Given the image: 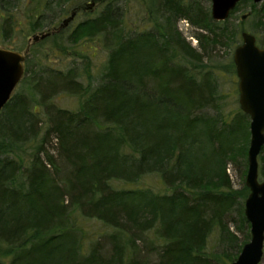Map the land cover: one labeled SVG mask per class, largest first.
<instances>
[{"label": "trees", "instance_id": "1", "mask_svg": "<svg viewBox=\"0 0 264 264\" xmlns=\"http://www.w3.org/2000/svg\"><path fill=\"white\" fill-rule=\"evenodd\" d=\"M109 1L68 36L103 35L108 54L98 83L84 87L75 67L52 65L45 52H33L36 44L25 57L24 92L13 93L0 112V264H140L127 253L141 240L156 251L157 264H231L250 234L238 240L228 218L236 214L235 229L247 231L249 191L233 187L226 167L236 155L246 159L250 121L238 109L227 123L212 76L194 78L182 63L209 57L225 32L228 40L227 22L248 0L223 22L198 0H147L150 28L127 33ZM258 15L263 22L264 3ZM181 20L197 30L196 49L178 30ZM61 92L83 98L77 111L52 103ZM50 141L54 153L46 150ZM259 157L264 176V147ZM149 174L168 192L110 184L135 185ZM80 220L110 230L100 237L109 254L97 240L85 246ZM213 233L221 252L207 250Z\"/></svg>", "mask_w": 264, "mask_h": 264}, {"label": "rangeland", "instance_id": "2", "mask_svg": "<svg viewBox=\"0 0 264 264\" xmlns=\"http://www.w3.org/2000/svg\"><path fill=\"white\" fill-rule=\"evenodd\" d=\"M44 1L45 0H8L6 8L2 9L0 7V47L13 48L21 54H25L28 48L37 44L33 52H45L51 59L52 65L56 67H63L65 70L75 67L81 78L80 82L82 85L91 90L98 83L105 70L108 49L104 46L103 35L93 38H82L78 41L74 40L73 42L68 41V36L80 22L95 18L110 1L68 0L64 5H60L61 0H46V7L41 12L39 9L43 7ZM145 1L147 0H112L111 5L117 6L119 12H122L120 19L122 27L125 30L124 32L127 33L131 30L144 31L150 28V7L148 9V1ZM192 1L193 0H184L185 3H190ZM197 3L203 10H207L210 14V2L208 0H198ZM261 5L262 3L254 4L252 0L240 4L238 10L230 16L227 22L228 29L230 30L228 34H232L229 36L230 38L226 40L225 37L227 34L225 32L221 39H217L218 41H223L213 45L209 57L199 62L184 60L182 63L188 67L190 75L194 78H200L204 72H208V74L212 76L218 88L217 99L219 101V112L222 113L227 123L232 119L237 110H240L237 89L238 79L233 64V53L234 50L241 45V33L247 32L254 35L258 46L264 47L262 45L264 42V21L260 22L259 17H257L259 16ZM73 11L77 12L74 20L62 33L57 35L60 24L63 20L68 18ZM242 16L246 17L242 19ZM260 16L262 17V13H260ZM5 22L7 23L6 32L3 29L6 24ZM177 26L186 43L193 49H196L198 46L197 40L192 36L197 30L190 27L184 20L179 21ZM46 33L51 34L46 42H43V40H38L35 44L32 42L34 37H40ZM204 36H208L210 42L211 37L208 34H204ZM205 41H207V39L204 38L203 42ZM204 46L207 45L204 44ZM55 55H58L60 58L58 60L53 59ZM17 92H24L21 84H18L13 91L14 94ZM82 99L83 98L79 96L61 92L51 101L58 108L77 111ZM41 118L44 122L42 127L43 130L46 126L43 114H41ZM247 129L249 131V123L247 124ZM248 146L249 141L246 147V159L242 157V154L236 155L232 163H229L226 167L227 174L235 189H240L245 185ZM46 150L54 153V141H50L46 145ZM262 171L263 163L258 156V180L260 182L264 181ZM110 184L115 189H127L132 187L148 188L156 193L168 192L157 174L146 175L135 185L125 184L119 181H112ZM231 220H233V222H231ZM228 221L230 222V231L235 234L238 240L242 241L245 234H250V227L247 231H244V233L238 232V230L235 229L236 225L239 224L236 214L229 217ZM79 222H82L83 241L85 246L97 240L100 242L99 250L102 253L109 254L111 246L107 244L105 239H100V237L110 232V230L96 220H80ZM149 245L148 241H137L135 247L128 250L127 254L128 256L135 257L140 264H157L156 251ZM213 249L217 252L222 251V245H218V235L216 233H213L209 237L207 244V250ZM259 264H264V244L263 255Z\"/></svg>", "mask_w": 264, "mask_h": 264}, {"label": "water", "instance_id": "3", "mask_svg": "<svg viewBox=\"0 0 264 264\" xmlns=\"http://www.w3.org/2000/svg\"><path fill=\"white\" fill-rule=\"evenodd\" d=\"M210 16L214 22L227 20L241 0H208ZM254 4L264 0H252ZM73 11L60 24L65 29L75 18ZM246 16H242L244 19ZM51 34L33 38L35 44ZM241 45L233 53V64L238 79V104L241 112L249 117V146L245 186L249 193L244 201V216L250 227V240L243 245L238 257L231 264H259L264 244V181L258 180V156L264 146V49L256 45L255 36L241 33ZM26 54L0 47V112L9 102L14 89L24 74Z\"/></svg>", "mask_w": 264, "mask_h": 264}, {"label": "flooded vegetation", "instance_id": "4", "mask_svg": "<svg viewBox=\"0 0 264 264\" xmlns=\"http://www.w3.org/2000/svg\"><path fill=\"white\" fill-rule=\"evenodd\" d=\"M77 14V13H76ZM256 45L258 46V44H257V42H256ZM260 49H264V47H260V46H258Z\"/></svg>", "mask_w": 264, "mask_h": 264}]
</instances>
